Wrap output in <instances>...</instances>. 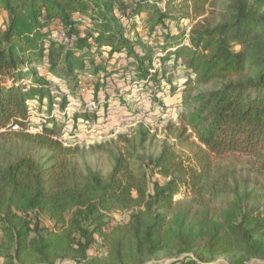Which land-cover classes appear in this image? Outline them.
I'll use <instances>...</instances> for the list:
<instances>
[{"label":"trees","instance_id":"trees-1","mask_svg":"<svg viewBox=\"0 0 264 264\" xmlns=\"http://www.w3.org/2000/svg\"><path fill=\"white\" fill-rule=\"evenodd\" d=\"M160 1L0 0L6 15L0 30V257L9 263L56 264L92 254L94 264H149L162 252L175 259L172 264H264L259 194L251 203L250 193L236 197L235 206L225 202L222 217L211 218L219 199L233 192L214 160L251 156L252 182L264 193V0L255 9L250 0ZM145 11L155 18L141 36ZM130 18L143 22L130 24ZM183 19L189 20L185 42L166 22ZM57 28L73 41L54 39ZM159 49L165 52L160 69L148 78ZM179 65L188 70L183 114L179 124L166 125L158 152L132 149L120 136L126 144L112 156L107 174L81 168L78 140L104 121L117 125L107 120L110 113L133 117L127 97H109L108 90L117 92L111 79L132 83L140 96L170 82ZM80 78L98 108L92 114L68 111L72 120L61 115L57 126L54 83L72 82V88L64 86L74 99ZM116 99L119 106L112 108ZM68 103L64 94L58 105ZM38 150L50 155L41 162ZM183 192L186 199L176 200ZM115 210L129 211V220L108 226Z\"/></svg>","mask_w":264,"mask_h":264},{"label":"rangeland","instance_id":"rangeland-1","mask_svg":"<svg viewBox=\"0 0 264 264\" xmlns=\"http://www.w3.org/2000/svg\"><path fill=\"white\" fill-rule=\"evenodd\" d=\"M135 0H128V2L131 4ZM220 2V5L225 4L229 0H217ZM161 2V1H160ZM161 6L163 3H159ZM250 7L252 9H255L258 7L257 0H250ZM261 8H264V4ZM144 17H146V24L139 28L141 36H146V32L148 31V28L151 26L152 22L154 21V14L152 12H144ZM6 21V15L5 13L0 9V30L3 29L4 24ZM149 21V22H148ZM169 24L170 31L172 32H179L183 33V40L182 42H185L186 39V30L189 27V20L183 19L181 22L177 23L175 21H166ZM53 36H55L53 34ZM159 44L163 43V40L158 41ZM157 51L154 50L155 54L153 57V66L150 69H153V67L158 66V58L159 56L156 55ZM162 51V50H161ZM164 56V55H163ZM103 60V59H102ZM115 63V62H114ZM112 63V64H114ZM118 66V65H116ZM164 70L169 71L171 69V63L164 64ZM181 65H179L173 73L169 74L170 82L164 81L161 83V86L158 90H156L155 94H153V98L151 100L147 99V94L142 93L140 96H136V88H133V84L131 83L129 87H125V85H122L116 77H113L111 80L114 82L117 86V92H113L111 90H108L109 97L114 99L116 96H119L118 98L127 97L126 100L128 101V113H131L130 117L132 118V125L123 124L124 119H127L123 114H109L107 115V120L109 121H116L118 122L117 125L107 124L105 121L101 127L95 128V131H92V133L89 135V138H86L84 141L78 140L80 152L78 155V163L81 168L85 169L86 167H90L92 169L99 170L103 175L107 174L112 166L113 163V155L118 152L119 149H122L125 146V142L123 141V138L128 140V144L132 149H138L142 148V150L147 154H156L160 148L161 142L164 140L165 135L167 134L166 125L170 122H173L175 124H179V116L183 114V105H182V98L184 93H186V89H189V86H186L184 88V81L185 79L179 78L178 75V69ZM108 68L111 67V64L107 65ZM156 68V67H155ZM80 78V87H76L75 92L77 94V98H70V95H67V101H70L68 103L69 110L76 111V107L78 105L84 106L89 102L91 98L88 99L87 95L85 94V91L83 92V86L81 85L83 82H81ZM61 82V81H60ZM141 82V80H140ZM72 82L69 83L67 80L65 81L64 85H68L69 88H72ZM84 84V83H83ZM62 83L60 84V87L58 86L53 94L57 95V98L53 101L55 108V113L57 109L59 108V111H62L59 107V100L61 97H63L64 88H66ZM194 86V85H192ZM196 88L202 89V88H210L212 85H195ZM172 89L175 90L172 92ZM67 91V90H66ZM128 91H131L132 95H135V98L129 97ZM107 94V93H106ZM139 95V94H137ZM100 97H102L100 95ZM101 100V98H99ZM93 100V99H92ZM155 101V102H154ZM48 98H45L43 100V104H47ZM95 102V101H94ZM148 103H151L150 111H147L145 109L148 107ZM118 100H114V106L112 108H117L119 105ZM121 107L118 108L119 110L123 112H127L124 109L123 105H120ZM34 115V114H33ZM34 118H37V115H34ZM65 118H69V120H72V113L66 114ZM101 118V117H100ZM38 121V119H35L34 122ZM100 121H103V119H100ZM62 119H58V121H55V124L57 126H61L63 123ZM98 122V121H97ZM106 123V124H105ZM123 124V125H122ZM30 128V131L32 133L37 132V128H35L33 125ZM98 126V125H97ZM86 128V127H85ZM85 128L82 124L77 125V129L83 133H85ZM3 130L0 129V133ZM69 133V130L66 129L64 136H67ZM122 136V137H120ZM144 137V140L142 141V138ZM142 142V143H141ZM100 145V146H99ZM50 155L49 152L45 150H38L36 152V157L42 162L48 158ZM215 164H218L224 173L227 174V181L230 185L231 192L229 194V197H221L219 199V202L217 203V210L215 212V217L211 218H219L222 217V206L224 208H228V205H224L225 202H227L231 206H235V198L240 197L244 198L246 194H249L248 202H252L255 199L256 194H259L261 197L258 198L260 201V206L264 210V193H261L259 191L258 187L252 182V178L255 175V169L256 166L254 164V159L251 156L247 155H231L228 154L222 158H219L217 160H214ZM152 178H156V176H152ZM161 182L163 179L161 177H157ZM248 179V181H246ZM186 196L188 194L186 193H180L176 196V200L184 201L186 199ZM129 211L126 210H115L109 213L108 217V226L116 225V224H123L126 223L129 220ZM202 213L199 214L200 217V224L204 222ZM209 218V217H208ZM43 224L49 225L51 227V223L48 222L46 218H44ZM264 240V236H263ZM97 244H100L97 242ZM101 254L105 255L106 250L101 249ZM92 254L88 256L86 260L83 261H73V260H61L58 261L56 264H94L92 262ZM175 259L173 257H167L164 253H160L156 260L149 262V264H172V262ZM223 261H229L228 258L222 259ZM254 262V260L252 261ZM0 264H12L9 263V261L5 257H0ZM15 264V263H13Z\"/></svg>","mask_w":264,"mask_h":264},{"label":"built area","instance_id":"built-area-1","mask_svg":"<svg viewBox=\"0 0 264 264\" xmlns=\"http://www.w3.org/2000/svg\"><path fill=\"white\" fill-rule=\"evenodd\" d=\"M161 1H164V0H161ZM142 22H143V19H141V20H139L137 18H135V19L134 18H130L129 19V23L130 24H136L137 25V24L142 23ZM188 30L189 29L186 30L187 33H188ZM187 33L185 35L186 36V39L188 38V34ZM53 34L55 36H53ZM51 36L54 39H62L61 41L63 43H67V44L71 43L73 41V39H74V38L70 39V38L64 36L63 30H61L59 28L52 30ZM90 50L92 51V48ZM164 53H165L164 51H157L156 55L159 56V57H162L164 55ZM155 67H153V69H149V73L150 74H149L148 78L151 76V74L156 69H160V66H156L155 65ZM187 72H188V70L185 68V66L184 65H181L179 67V69H178L179 78L185 79L186 76H187ZM79 83H80V81H79ZM54 86H59L60 87V85H57L56 83H54ZM155 92H156L155 88H151L150 91H149V93L146 96L147 99L150 100V98L153 96V94H155ZM64 93H65L66 96L69 95V92L66 91V90H64ZM94 101H95L94 99L93 100L90 99L89 102L87 104H85L84 106L78 105L76 107V112H85V113L92 114L98 108V102H96V101L94 102ZM61 110L62 111H59V108H58L57 111H56V113H55V108H53L51 110V116L55 118L56 122L58 121L59 116H61V115L63 116V115L68 114L67 112L70 111L69 108H68V104L63 109H61ZM73 111H75V110H73ZM30 112H31L32 115L35 114V111L34 110H30ZM179 121H180V116H179ZM132 123H133L132 122V118L124 119V122H123V124H128V125H132ZM99 127H101V125L98 124L97 128H99ZM11 129L12 130H16V129H18V126L17 125H13Z\"/></svg>","mask_w":264,"mask_h":264}]
</instances>
